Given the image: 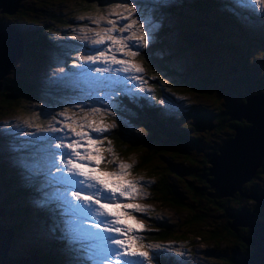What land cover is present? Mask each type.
<instances>
[{"label":"trees","instance_id":"obj_1","mask_svg":"<svg viewBox=\"0 0 264 264\" xmlns=\"http://www.w3.org/2000/svg\"><path fill=\"white\" fill-rule=\"evenodd\" d=\"M100 1L19 0L12 12H4L10 16L16 15L9 20H0L11 23L22 42L32 49L31 64L36 71L17 70L14 76L7 73L0 78V117L10 112H23L22 116L31 117L41 126L48 122L47 111L41 114L37 109L32 114L29 98L35 99V102H44V108L46 105L59 106V98L70 89L43 80L37 73L48 65L51 54L57 53L61 43L60 39L48 33L47 28H61V31L69 36L73 28L88 23L85 19L87 16L95 17L103 13L108 4L121 2L104 0L95 6ZM126 1L124 0L125 3ZM136 1L134 3L145 7V13L146 8L150 7L160 24L155 39L150 41L147 47H134L135 51L140 52L135 59L144 68L143 79L147 83H153V94L147 96L139 91L136 92L135 98L123 94L115 97L122 107L108 110L114 113L110 115L115 117L116 127L107 132V140L113 144L118 155L135 156L137 167L154 178V182L149 185V197L160 207L166 204L174 208L178 217L174 221L166 218L165 221L149 226L144 232V242L169 237L179 240L187 238L185 234L189 233L202 241L201 239H207L209 235V238H213L212 241L223 239L228 244V248H220L219 252L214 254L219 264H234L235 259L247 256L251 251V246L246 241L251 232L246 224H232L233 217L230 214L240 208H246L255 219L264 214V206L257 200L252 204L244 202L241 199L242 192H247V189L241 185L231 194L213 196L215 188L211 187L210 182V155L219 153L216 150V142H224L226 138H230L235 132L234 126L244 127L250 123L243 117L231 118L230 110L235 103L243 102L247 94L264 96V88L257 87L258 83L264 81V77L257 67L248 70L252 57L249 56V59L245 56V48L237 38L227 37L224 33V28L231 26L233 21H236L238 27H244L240 20L235 18L234 12L231 13L227 9L226 12L219 11L218 5L231 4L229 0H177L163 6L154 5L150 0ZM235 10L237 13L242 12L241 16L245 20L253 18L248 10L240 9L239 6H236ZM136 16H139V11ZM18 20L30 23L22 26L12 22ZM246 22L249 23V20ZM192 34L198 38L193 40ZM255 41L264 48V38L257 37ZM134 43L135 41H131L129 45ZM209 49H218L217 56L208 55ZM262 55L264 50L258 56L260 61ZM222 56L230 58L234 71L240 70L242 75L230 78L226 76L228 73L216 70V63ZM73 96L70 104L75 107L80 104V96L75 92ZM160 98L164 99L163 104L159 102ZM208 136L212 138L211 141ZM259 165L255 167L253 174L242 182L244 185L254 177ZM21 184L28 185L33 182L21 180L10 165L0 162V188L4 190L3 199L12 203L4 206L5 217L24 215L32 206V203H29L31 199L20 190ZM57 207L60 209L54 201H50L44 207L35 206V212L38 209L43 211L41 217H36L34 211L33 215L36 219L43 220L47 227V224L52 227L58 212L61 213L57 211ZM212 214L215 219L210 217ZM155 215L157 218L161 217L156 213ZM17 219L18 221L5 225L11 226L13 233L23 226L22 220H27ZM222 233L224 236H219ZM56 234L62 237V232L58 229L53 231V236ZM9 241H13L12 237ZM42 247V252L38 253L41 264H70L69 258L64 256L66 253L62 252L63 249L54 239L44 242ZM65 250L70 254L72 252L67 248ZM157 256L159 264H173L171 261L174 256L171 252L165 255L160 250ZM72 258L71 261L76 262L75 257ZM174 264H178L177 259Z\"/></svg>","mask_w":264,"mask_h":264},{"label":"rangeland","instance_id":"obj_2","mask_svg":"<svg viewBox=\"0 0 264 264\" xmlns=\"http://www.w3.org/2000/svg\"><path fill=\"white\" fill-rule=\"evenodd\" d=\"M19 0H17L18 3ZM104 0H101L99 3L95 4H101ZM153 1V0H150ZM131 2H137L136 0H127L126 3L124 0H121V2H116L112 4H108L106 6V9L103 13L91 17L87 16L85 19L87 20L88 23L81 24L75 28H73V31H71V34L67 36L65 32L61 31V28L58 30H55V28H47L48 33L51 34L52 36L58 38L61 40V43L59 44V50L57 53H52L50 61L47 63V67L38 70V75L41 79L43 80H49L52 82L55 78V76L62 75L60 73V68H63L66 73H72V72H78L79 69L77 68V65L83 64V61L79 60V57L81 55H90V54H95V50H104L108 47L110 42H106L105 45H93L91 43L92 39L96 38L94 32H86L82 31V29L85 28H90L94 29L95 31H101L104 28H110L111 25L108 23V20H113L116 21L117 26H122L125 23H128L126 20H121L119 17L112 12V9L116 8L117 12H121L122 9L118 8V5H123ZM170 2V0H167V4ZM14 3H16L15 0H11L10 3H8V8L12 9L14 8ZM150 7L146 8V14L150 10ZM243 10H248L253 18H246V20H249V23H241L242 26L244 27H238L236 24V21H233L231 23V26H226L224 28V33L227 37H235L237 40L240 42L241 46L245 48V56L250 59L249 56L252 57V60H250V65L248 67V70H252V68H258L261 71L262 77H264V55H262V61L259 60V54L263 52L264 48L263 46L259 43L256 42L257 37H262L264 38V7H262L260 4L256 3L255 0H252V3L246 5L243 8H240ZM228 11L233 12L232 9H227ZM139 11V10H138ZM219 11L221 12H226L225 9H220ZM242 12H239L238 15H242ZM254 14V15H253ZM16 15L11 14L7 15L4 12L0 11V19H11L15 17ZM100 16H105L106 19L100 20V22L93 23V20L98 19ZM139 18V16L137 17ZM225 19V18H224ZM157 20V18H156ZM1 21V20H0ZM16 23H20L22 26L27 25L30 22H26L23 20H18V21H12ZM143 22V21H141ZM158 22V20H157ZM5 26H3L0 30H2L5 34L11 35L13 38V44H14V51L11 53L18 52L21 50L9 63L8 69L5 71V74H12L11 76H14L16 71L18 70L19 72H26L29 70L36 71V68L31 64L33 62V58L30 54L29 47L25 45L24 42H22L21 37L19 36L17 30L14 28V26L6 22ZM228 23V22H226ZM205 24V23H202ZM147 28V25H146ZM204 29V28H203ZM114 35H122V36H129L130 33H118L114 32ZM87 37V39H85ZM191 37L194 39H197L198 37L194 34L191 35ZM131 41H128L130 43ZM9 45H11L10 42H7ZM220 44V43H219ZM22 48V49H21ZM133 51H135L134 48H132ZM217 50L215 51L209 49L208 50V55L216 57L217 56ZM118 58L121 59H132L131 57H124L122 54H117ZM222 59L218 60L216 63V70L219 69L222 72L228 73L226 76L233 78L238 75H242V72L239 70L237 72L234 71V68L231 65L232 60L228 57H221ZM248 59V60H249ZM135 62L139 64V62L135 59ZM7 63V62H6ZM2 65L0 63V73L5 69L7 64ZM96 66H105V65H93V67ZM112 68H118V65H112ZM47 70V71H46ZM45 72V73H44ZM5 74L3 76H5ZM94 75H110L111 73H93ZM117 75L120 76H132V75H141L140 74H135V73H117ZM2 78V76L0 75ZM146 81V80H145ZM147 82V81H146ZM248 82V81H247ZM53 83V82H52ZM54 84L57 86L59 85L60 87H67L70 89L69 92L66 94H63L59 98L60 105H53V106H47L46 108L43 107L44 102H35V99H30L29 98V106L31 105V112L34 114V112L39 109V111L42 113H46L47 111V117L48 122L42 124V128L39 130L40 133L38 135L35 134V131L38 130L36 127H29L28 125L24 124L25 120H30L34 125L37 124L35 123L31 117L27 116H22L21 113L23 112H10L7 113L3 116L0 117V162H2L5 165H10L15 172H17L19 178L23 181L27 182H33V184H28L24 185L21 184L19 185L20 190L23 191V193L26 194V197L31 199L32 206L29 208V211H27L26 214H16L13 216H6L5 214V209L4 206L7 207L9 204L12 203H7L6 200H4V190H1L0 188V241L4 239V237H12L13 241H9V239H5V246L4 248L0 250V257L4 258L2 260L6 261L7 257L5 254H8V256L12 257L11 255L15 254H20V255H28L22 257V261L27 262L28 264H41V261L38 259V253H41L43 250L42 244L46 241H49L51 239H54L57 244L61 246L63 249L62 252H65L66 255L69 254V256L64 255L65 257L69 258V263L70 264H75V262L71 261L73 260L72 257H75L76 259V253L73 252L69 246L68 243L65 239L57 235L53 236V229L54 225L61 220L62 218V213L58 212V216H56V221L52 222V227L50 224H47L49 227L46 226L45 222L40 219H36L37 216H42L43 211L41 209H38L37 212H35V206L37 207H44L41 206L38 202L36 201L35 198L38 193L37 190L40 192V198L41 196L44 197L43 194H48V199L52 198L54 199V203L56 206H59L60 201L57 200L56 193L58 191H63V185L56 184V183H50L49 182V177L46 175L47 171H51L53 176H58L59 173L56 171L55 167H50V161L48 160V152L45 151L49 143H51L52 148H55V144L60 143V140H51L49 141L48 139H41L44 137H64L65 143L69 141V139H75V137H72L70 134L67 133V129H64V131H59V132H52L49 131L50 128L55 127V128H63V124L60 123L62 121L61 119H64V117L59 116L58 114L61 111H64L65 109H69V115L71 116L72 113H76L75 119L79 122L80 119L84 116L85 112L90 111L93 107L95 108H101L102 110L110 113L108 110H110L109 106L107 103H100L96 99H89L87 98L88 92H87V86L81 83L80 87H75L73 86L69 81H57ZM152 86L153 83H146L143 85L144 89H150V91H142L141 93L143 95L150 96L153 94L152 92ZM128 88H132L134 92H139L141 88V83L138 80H129L127 83ZM154 87V86H153ZM258 88H264V81L260 82L257 84ZM167 88V87H166ZM264 90V89H263ZM79 91V92H78ZM168 91L170 89L168 88ZM165 91V92H168ZM74 92L78 93L80 96V104L72 107L70 102L73 101L71 98L74 97ZM97 95L103 96V93H98ZM56 100V99H53ZM160 100L164 101L163 98H160ZM47 101V100H46ZM261 102V101H260ZM37 103H41L40 105ZM263 103V101H262ZM180 105L184 106L185 103H180ZM251 103V106L245 107L244 111L247 112L248 114H252V120L256 118V122L260 123L262 122V119L259 115H256V110L254 105ZM178 108V107H177ZM239 105L235 103L232 108L231 112L233 115H236L238 112ZM263 114V112H262ZM51 115H55L56 120H53ZM256 115V116H254ZM264 115V114H263ZM251 116V115H250ZM89 120L95 119L99 121L100 119H103L105 123H110L116 121L115 117L112 115H106L104 117H100L99 115L95 117H88ZM248 123V122H247ZM19 127H28L30 129L33 128V130H24L23 128ZM35 129V131H34ZM2 131V132H1ZM15 133L14 135L12 133ZM31 134V135H26V134ZM94 138H97L98 140H102L103 146L100 148L101 154L105 157L106 161H112L113 160V153L115 154V160L114 163H105L101 162L99 165L100 169H103L105 172H115L119 171V169L116 167L121 162L124 163H129L133 164L132 169L130 170V175L126 177L128 180H136L139 182V187H138V192L141 194H133V197H129L127 199L125 198H119V204L116 207H113L112 210L116 211L121 215V220L124 222L125 225L131 226L133 229H135V235L137 232V229L140 228V225H143V234L144 232L148 229L149 226H153L157 224L158 222L165 221V219H170L172 221L176 220L177 217V211L170 207L166 206V204L162 207L158 206L154 201H152L151 197V192L149 190V185L154 182L153 176L149 175L143 170H140L137 167V159L135 158L134 155H118L115 152V149L113 148V144L110 143L107 139H104V137L109 138L107 135V132H104L103 134H97V133H92ZM37 137V138H35ZM209 141H211L212 138L210 136L207 137ZM22 141V142H19ZM25 141H31L32 143L28 144L26 150L22 153L20 152H14L12 150V144H21ZM223 143V141H220L219 143L216 142L217 147ZM110 146L111 148V153L108 151V147ZM216 147V150L219 151ZM223 146H221L222 148ZM93 151H95V146H92ZM56 163L60 166L63 167V164L61 162V155L60 153L62 149H56ZM12 152V153H11ZM20 155H24L29 158L30 161H34L38 168L39 171L36 174H31L23 170L21 167L18 166L17 164V158ZM262 155V154H260ZM259 160V159H258ZM256 162V161H255ZM93 164H95V161H93ZM260 164V165H259ZM259 167L257 168V172L255 173L254 177H252L250 180L246 181V185H244L241 182V186L245 187L247 189V192H242V197L241 199L244 200L246 203H251L256 202V200L249 198L248 195L253 194V193H260L263 191L264 187V159L261 158L259 162ZM250 169V168H249ZM249 171V170H248ZM99 174V173H97ZM65 175H68L67 172H65ZM143 177V179H141ZM104 179L108 180L109 183L115 182L114 177H108L104 176ZM218 182L221 183L222 181V186H225L229 189L232 188L233 182L228 180H223L222 178L217 179ZM238 184V181L234 183ZM46 183V184H45ZM213 187V186H211ZM235 187V186H233ZM240 187V186H239ZM46 188V190H44ZM214 188V187H213ZM236 188V187H235ZM74 190V189H73ZM235 190V189H234ZM150 199V200H149ZM14 200V199H13ZM40 201H43L41 199ZM153 202V203H152ZM2 203H7L6 205H2ZM124 204H139L141 206H145L148 210L145 213H140V212H135L133 209H124ZM111 206V205H110ZM241 210H247L246 208H240ZM239 210V209H238ZM33 211L36 217L33 215ZM57 211H63L62 209H59L57 207ZM131 212L135 219L132 218V216H127L124 215V212ZM250 212L249 210H247ZM26 211H24L25 213ZM156 214H158L159 218L156 217ZM241 213V212H240ZM57 215V214H56ZM60 216V217H59ZM222 216V215H220ZM212 219H215L214 214L210 216ZM27 219V220H22L23 226L18 229V231L15 230V233H13V229L11 226H8V223L10 222H16L18 219ZM151 218V219H150ZM238 221H247L251 222L249 216L247 213H242L240 216H238ZM257 219L263 220L264 221V214L261 215L260 217H257ZM6 221V223H5ZM261 221V222H263ZM97 221L96 220H87L85 221L86 226L91 227L93 224H95ZM157 222V223H156ZM231 223V222H230ZM254 223V222H253ZM7 224V226H5ZM255 224V223H254ZM264 224V222H263ZM237 225V224H235ZM103 227V226H102ZM235 228V227H234ZM60 230L59 228H56V230ZM216 229V228H214ZM97 231L102 230L101 229H95ZM255 232L260 231V224H258L255 229ZM263 233V232H262ZM261 235V234H259ZM187 238L184 239H179L174 238V237H169L166 239H160L157 241H147L148 245L151 244H161L166 247L170 246L173 247L174 250L179 249L180 251L184 252L186 255L185 260L183 263L179 259V264H219V261L217 260L214 256L220 248H228V244H226L225 240H217L219 243V247L217 246L218 242L217 241H212L211 238L207 239H197L192 235V233L185 234ZM219 236H224L222 233ZM63 240V241H62ZM247 240V239H246ZM250 242V241H249ZM8 243V245H7ZM65 244V245H64ZM65 248L71 250V254L68 253ZM5 249V250H4ZM45 253V252H44ZM163 253H168L167 251H163ZM250 253V252H249ZM174 260L171 261L173 264L175 262V259H177V256L173 254ZM6 257V259H5ZM19 258V257H18ZM17 259V258H16ZM10 260V259H9ZM178 260V259H177ZM244 260V259H243ZM243 260H240V264H245ZM247 262L250 261L251 259H245ZM18 261V260H17Z\"/></svg>","mask_w":264,"mask_h":264},{"label":"snow or ice","instance_id":"obj_3","mask_svg":"<svg viewBox=\"0 0 264 264\" xmlns=\"http://www.w3.org/2000/svg\"><path fill=\"white\" fill-rule=\"evenodd\" d=\"M256 3L264 7V0H255ZM236 6L245 7L252 3V0H234ZM154 5L163 6L167 4V0H153ZM121 12H117L116 8L112 12L119 19L126 20L128 23L117 26L116 21L108 20L110 28H104L101 31L85 28L82 31L94 32L95 37L91 43L93 45H105L110 42L104 50H95V54L81 55L79 60L83 64L77 65L78 72L66 73L60 68L62 75L55 76L53 83L57 81H69L73 86L80 87L81 83L87 86L89 99H96L100 103H107L109 108L120 109L121 102L115 97L126 95L132 98L137 93L132 88L127 87L129 80H138L141 83L140 91H150L144 89L143 85L147 82L141 75L120 76L117 73H135L144 72V68L135 62V58L140 55L139 50L133 51L132 48L147 47L150 41L155 39V33L159 30L160 24L154 17L150 9L147 14L143 5H137L134 2L118 5ZM139 10V18L136 14ZM84 19V17H81ZM106 19L100 16L93 20V23H99L100 20ZM143 21V22H141ZM147 25V28H146ZM114 32L126 33L130 35L125 37L122 35H114ZM87 39V37H85ZM128 41H135L129 45ZM117 54L132 59L118 58ZM93 65H105L96 66ZM112 65H118V68H112ZM93 73H111L110 75H94ZM103 93V96L97 95ZM165 101H161L164 103ZM69 109L61 111L58 115L64 117L63 128L52 127L49 131L59 132L67 129V133L75 139H69L67 143L63 142L64 137H44L41 139L60 140L52 148L51 143L45 151L48 152V160L50 167H55L59 173L53 176L51 171H47L46 175L50 178V183L63 185V191L56 193V199L60 201L59 207L62 208V218L54 227L59 228L62 232L63 239L68 243L69 248L76 253L75 264H159L157 252L160 250H170V246L166 247L161 244L146 245L135 235V229L125 225L121 220V215L112 208L118 206L119 198L133 197V194H141L138 192L139 182L136 180H128L130 170L133 164L121 162L116 167L119 171L105 172L99 168L101 162L114 163L113 160L106 161L101 154L100 148L104 147L102 140L94 138L92 133L103 134L110 132L116 127V124L105 123L103 119L99 121L88 117L99 115L104 117L109 114L101 108L93 107L90 111L85 112L84 116L78 122L75 119L76 113L69 115ZM56 120V117H52ZM24 124L29 127L41 129V125L33 124L30 120H25ZM15 134L14 132L12 133ZM26 135H31L26 134ZM107 139V137H104ZM31 141H25L21 144H12L14 152H24ZM110 144V142H109ZM95 146V151L91 150ZM56 149H62L60 153L63 167L56 163ZM108 151L111 153L110 146ZM95 161V164H93ZM17 164L28 173L36 174L39 171L37 164L30 161L28 157L20 155L17 158ZM65 172L68 175H65ZM99 173V174H97ZM104 176L114 177L115 182L109 183ZM143 179V177H141ZM74 189V190H73ZM142 195V194H141ZM41 206L50 203L49 200L38 202ZM111 205V206H110ZM124 209H133L135 212L145 213L148 209L139 204H124ZM124 215L135 217L131 212H124ZM96 220L97 222L91 227L86 226L85 221ZM103 226V227H102ZM143 229V225L139 226ZM97 231L95 229H101ZM175 251L183 255L179 249Z\"/></svg>","mask_w":264,"mask_h":264},{"label":"water","instance_id":"obj_4","mask_svg":"<svg viewBox=\"0 0 264 264\" xmlns=\"http://www.w3.org/2000/svg\"><path fill=\"white\" fill-rule=\"evenodd\" d=\"M15 1L16 3H14V6H13L14 8L9 9L8 3H10L11 0H0V11L8 12V13L12 12L15 9L16 4H17V0ZM5 24L7 23L0 21V29L3 26H5ZM7 42H9L8 34H5L2 30H0V63L4 65L7 62L5 69L0 73L1 76L5 74V71L8 69V65L11 62V60L21 51L19 50L18 52H15L13 54L9 53V44ZM0 88H1V80H0ZM256 101L259 103L261 111L264 114V96H262L261 94H256V93L247 94L243 102L239 104L237 103V105H239L238 112L236 115L231 114V118L241 119V117H243V119H245L246 122H250V123L244 127H240L243 125H240L239 127L234 126L235 128L234 134L231 135L230 138H226L224 142L221 143L217 147V149L221 152V146L226 145L229 141L235 140L237 136L239 135L240 136L238 138V143H240L239 151L236 154H233L231 156H226L221 160L218 159L215 164H213L215 160V158L213 157L220 155V152L212 153L210 155V161L212 162V166H211L212 177L210 178V182H211V186L215 188L214 191L212 192L213 196L231 194L234 189L240 188L239 186L241 182L245 181L253 174L255 167L259 164L261 158L264 157V115H263V118H261L262 122L257 123L256 118L252 120V117H253L252 114L245 115V111H244L245 107L251 106V103L253 104ZM248 135L250 136L249 142L247 139H244ZM220 178H222L223 180L224 178H232V179H235V181L237 179L238 184L237 182L236 183L233 182L234 185H232L231 189H229L228 191L221 192L217 188V182H218L217 179L220 180ZM219 186H222V181L221 183L219 182ZM233 186H235L236 188ZM248 196L254 198L255 200H257L259 204L264 206V190L260 193H253ZM242 213H247L251 222L238 221L239 219L238 216H240ZM230 216L233 217L232 224H238V223L246 224L249 226L250 232H251V235L246 240L247 244L251 246L250 253L247 256H241L235 259L234 264H240L239 261L243 259H244L243 261L245 262V264H264V224H263L264 221L257 219V218L253 219L250 212H248L247 210H241V209L237 210L233 214L231 213ZM258 224H260V231L255 232L254 229ZM8 243H9V240H8ZM5 256L7 257V259L5 257L6 260H9V258H15V259L18 258L14 256L10 257L8 256V254H5ZM0 258L4 259L2 257ZM245 259H251V260L247 262Z\"/></svg>","mask_w":264,"mask_h":264},{"label":"bare ground","instance_id":"obj_5","mask_svg":"<svg viewBox=\"0 0 264 264\" xmlns=\"http://www.w3.org/2000/svg\"><path fill=\"white\" fill-rule=\"evenodd\" d=\"M8 41L11 43V45H9V53H12L14 51V44H13V38L11 37V35H8ZM254 107H255V110H256V113L261 117L263 118V114H262V111H261V108L259 106V103L256 101L253 103ZM245 115H249L247 112H245ZM240 136L238 135L237 138L233 141H229L226 145H224L222 148H221V152H220V155L218 156H214L213 158H215L213 164L216 163V161L219 159H223L224 157L226 156H231L233 154H236L238 151H239V148H240V143H238V138ZM249 138L250 136H246V138L244 139H247L248 142H249ZM248 146V145H247ZM251 147V146H250ZM240 153V152H239ZM243 169V168H242ZM242 171V170H241ZM228 179L229 181H232V182H235V179H232V178H224V180ZM217 188L219 191L221 192H224V191H228V188L225 187V186H219V182H217ZM11 237V235H10ZM10 237H4V239H2L0 241V249H2V247L5 246V239H9ZM10 260H2L0 258V264H28L27 262L25 261H22V257H19L17 259L15 258H9ZM18 260V261H17Z\"/></svg>","mask_w":264,"mask_h":264},{"label":"clouds","instance_id":"obj_6","mask_svg":"<svg viewBox=\"0 0 264 264\" xmlns=\"http://www.w3.org/2000/svg\"><path fill=\"white\" fill-rule=\"evenodd\" d=\"M223 7L225 8L224 5H223ZM229 12H231V11H229ZM231 13H232V12H231ZM234 14H235V13H234ZM234 16H235L236 19L239 20V18H238L236 15H234ZM242 23L244 24V21H243ZM239 113H240V112H239ZM242 116H243V115H242ZM24 130H28V129H24ZM19 142H20V141H19ZM261 192H262V191H261ZM39 194H40V192L37 194L36 198L39 197ZM36 198H35V199H36ZM254 200H255V199H254ZM11 256H13V255H11Z\"/></svg>","mask_w":264,"mask_h":264}]
</instances>
